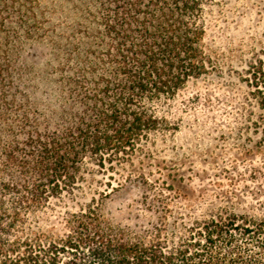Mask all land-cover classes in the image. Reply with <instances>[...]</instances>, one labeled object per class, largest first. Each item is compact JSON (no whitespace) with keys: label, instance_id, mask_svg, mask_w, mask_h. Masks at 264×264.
Segmentation results:
<instances>
[{"label":"trees","instance_id":"obj_1","mask_svg":"<svg viewBox=\"0 0 264 264\" xmlns=\"http://www.w3.org/2000/svg\"><path fill=\"white\" fill-rule=\"evenodd\" d=\"M0 1V264H264V216L230 206L179 222L172 243L157 225L131 235L95 197L59 225L35 219L52 199L91 188L97 173L112 181L172 125L158 104L216 67L205 12L218 0H79L67 42L53 43L58 65L39 80L42 100L33 75L13 64L23 40L12 44L7 21L15 15L28 39L46 30L27 24L31 0ZM245 66L249 120L264 145V48Z\"/></svg>","mask_w":264,"mask_h":264},{"label":"rangeland","instance_id":"obj_2","mask_svg":"<svg viewBox=\"0 0 264 264\" xmlns=\"http://www.w3.org/2000/svg\"><path fill=\"white\" fill-rule=\"evenodd\" d=\"M31 1L27 24L40 21L46 39L37 40L39 31L30 32L28 39L15 15L7 24L17 32L12 44L23 40L12 55L13 64L33 75L31 89L37 87L38 97L48 89L39 80L58 65L53 43L59 47L67 42L73 11L81 4ZM205 21V47L214 50L216 67L158 104L157 113L172 125L152 135L130 162L118 168L112 181L110 172L97 173L91 188L52 199L50 207L37 214L39 225H59L64 211L92 197L101 200L108 220L131 235L148 234L157 225L170 243L179 237V222L219 206L264 216V145L249 120L254 108L240 80L246 61L264 48V0H218L207 8ZM110 181L116 189L107 186ZM104 190L109 195L100 199Z\"/></svg>","mask_w":264,"mask_h":264}]
</instances>
